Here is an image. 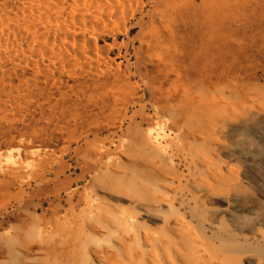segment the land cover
Instances as JSON below:
<instances>
[{"label": "rangeland", "instance_id": "obj_1", "mask_svg": "<svg viewBox=\"0 0 264 264\" xmlns=\"http://www.w3.org/2000/svg\"><path fill=\"white\" fill-rule=\"evenodd\" d=\"M140 1V9L123 25L98 29L96 43L105 62L92 68H54L46 57L31 68L0 62V233L20 259L19 244L32 241L40 230L48 250L35 264H249L243 252L262 260L264 241L255 234L264 232V177L244 168L223 148L225 143L219 145L226 140L217 130L211 141L198 139L192 149L202 158L197 168L175 160L166 172L147 154L119 146L133 127L145 128L149 118L153 123L188 118L221 123L225 102L264 113V0H222V37L228 46L239 45L238 66L242 72L248 69L251 79L244 88L230 83L224 90L211 87L199 111L190 97H182L187 78L179 59L185 50L173 45L192 47L189 33L197 24L201 28L200 0H168L178 8L164 10L154 24L150 15L157 0ZM158 36L168 45L161 46ZM185 59L188 66L190 58ZM157 63L168 70L157 75L160 90L151 92L149 78ZM152 105L159 108L157 114ZM260 145L258 137H247L246 148ZM109 157L118 162H108ZM245 169L248 179L242 182L238 173ZM188 171L196 176L193 181L187 180ZM233 183L261 201L256 214H215L228 208L223 196ZM91 193L103 210L89 216ZM166 195L169 205L135 214V197L155 202ZM120 209L136 215L128 232L113 217ZM205 220L217 229L208 230ZM231 244L243 248L231 253Z\"/></svg>", "mask_w": 264, "mask_h": 264}, {"label": "bare ground", "instance_id": "obj_2", "mask_svg": "<svg viewBox=\"0 0 264 264\" xmlns=\"http://www.w3.org/2000/svg\"><path fill=\"white\" fill-rule=\"evenodd\" d=\"M139 2L141 3L140 0H0V62L6 59L10 62L15 61V64L21 68H31L40 64L41 57H46L54 68L68 67L72 64H75L78 70H84L85 67L92 68L96 62H105L104 53L99 52L96 43L98 29L106 28L109 23L123 25L130 13L132 15L140 9ZM190 4L192 5V1ZM200 7L201 28L199 29L197 24L189 33L192 47L189 44V48L186 44L173 45L175 50H185L184 55L179 59L185 68L184 73L188 75V77L183 75V78H187V86L185 89L183 84L182 97L186 98V95L190 97L197 105V111L205 106L203 98L208 95L211 87L224 90L230 83L236 84V88H239L238 85L244 88V84H248L251 79L248 69L243 73L240 70L241 66H238L239 45L228 46L222 37L220 26L222 0H200ZM168 8L176 10L178 6L168 0H157L155 13L152 12L150 15V22L154 24L156 17L162 20L165 15L164 10ZM181 20L189 22L184 14H181ZM154 28L160 36L163 35L155 26ZM85 33H88V38H83ZM192 35L195 39L191 38ZM157 39L161 46L168 45L167 40L159 36ZM185 57L190 58L188 66L185 65ZM230 57L231 61L228 62ZM227 63L231 67V73L226 71ZM167 70L165 65L160 63L153 65L152 77L149 78L148 83L151 92L160 90L159 83H156L157 75L164 74ZM197 90L198 93L194 94ZM152 108L156 114L159 112V108L155 105H152ZM223 108L227 111L221 123H191L190 118L183 123H171L169 119L170 123L166 119L161 120L164 123L158 120L153 123L149 118L145 128H132L130 137L122 140L120 150H129L131 154L135 152L147 154L152 163H156L166 172L171 169L175 160L197 168L202 158L198 154L191 153L192 149L196 147L198 139L211 141L212 133L217 130L225 138L223 140H226L219 145L225 143L222 144L223 148L230 155L241 160L244 168H252L256 174L260 173L264 177V113L255 114L251 106L241 105L239 102H225ZM160 114L163 116L165 113L161 110ZM170 118L173 121V116ZM249 135L258 137L261 145L253 150L246 148ZM142 154L139 156H143ZM109 161L118 162L111 157L108 158ZM246 169L238 173L242 182L248 179ZM195 177L188 171L187 180L193 181ZM238 185L240 184L233 183L223 196L228 208L217 210L215 214L225 213L232 216L234 210L249 215L256 214L257 209L262 205L261 201L240 191ZM260 195L264 197V187L260 188ZM87 198L86 208L90 216L92 213H97L96 211L103 205H100L101 201L92 193ZM167 198L166 195L161 200L150 202L135 197L131 202L135 214H140L150 212L151 207L157 210L163 203L169 205ZM135 216L123 209L116 210L113 215L126 232L130 231L128 228ZM204 225L210 231L217 229L211 220H205ZM101 229L107 230L105 227ZM114 232L113 229L109 231L110 234ZM241 238L246 239L242 235ZM228 239L235 241L233 236ZM255 239L264 241V232L255 234ZM12 246L4 234L0 233V264H11L10 260H15V264H19V260L20 264H35L36 259L41 260L42 254L48 250V243L40 230L37 231L35 239L19 244L20 259L13 257L15 250ZM228 248L231 253H236L240 252L243 246L231 244ZM243 253L242 259L245 262L264 264V259L258 261Z\"/></svg>", "mask_w": 264, "mask_h": 264}]
</instances>
